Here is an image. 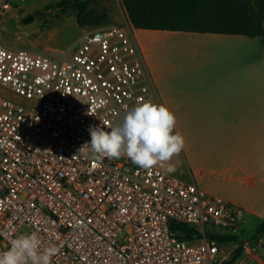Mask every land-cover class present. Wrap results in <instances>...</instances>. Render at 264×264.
<instances>
[{
	"label": "built area",
	"instance_id": "built-area-1",
	"mask_svg": "<svg viewBox=\"0 0 264 264\" xmlns=\"http://www.w3.org/2000/svg\"><path fill=\"white\" fill-rule=\"evenodd\" d=\"M26 1L0 0V12ZM134 29L128 17L86 30L65 58L0 41V252L35 232L59 249L52 264H221L241 242L232 264H264L241 237L246 209L181 178L182 151L174 171L80 151L91 126L108 130L141 101L166 106Z\"/></svg>",
	"mask_w": 264,
	"mask_h": 264
},
{
	"label": "crops",
	"instance_id": "crops-1",
	"mask_svg": "<svg viewBox=\"0 0 264 264\" xmlns=\"http://www.w3.org/2000/svg\"><path fill=\"white\" fill-rule=\"evenodd\" d=\"M134 33L144 52H147L154 81L155 75L159 80L163 79L158 73L157 65L149 59L148 50L150 51L160 38V35L153 33L170 32L135 28ZM179 42L187 43V38ZM201 43L204 49H234L251 44L248 41L225 40ZM204 53L207 57L216 58L219 55L218 60L226 57L230 60L232 55L230 51L225 54L206 50ZM195 82L194 79L190 81L191 84ZM197 83L201 89L207 88L210 83L207 73H204ZM160 94L162 96L161 92ZM201 94V103L184 106L174 93L166 92L165 96H162L166 107L176 117L174 132H179L185 140L177 174L187 181L195 180L199 187L211 195L244 207L250 216L260 214L262 220L264 73H244L237 78L234 72L228 71L218 78L217 87L212 91H201Z\"/></svg>",
	"mask_w": 264,
	"mask_h": 264
},
{
	"label": "rangeland",
	"instance_id": "rangeland-1",
	"mask_svg": "<svg viewBox=\"0 0 264 264\" xmlns=\"http://www.w3.org/2000/svg\"><path fill=\"white\" fill-rule=\"evenodd\" d=\"M60 0H27L24 6L12 7L0 12V41L6 46L26 48L32 51H51L59 58L69 56L77 46V40L86 31L105 25H124L128 16L121 0H94L90 6L104 10L108 17L100 26H80L76 20V11L72 8L62 11L56 3ZM32 14L33 20L24 22L23 19ZM159 34L157 43L148 50L151 61L157 65L156 84L165 96L166 92L174 93L182 106L201 103V91L213 90L217 87L218 78L225 72L232 71L238 78L244 73H264V37H248L236 34H214L201 32L168 31ZM204 35V36H198ZM187 38V43L179 42ZM189 40V42H188ZM209 40L248 41L251 44L234 49L210 47L203 48V43ZM213 53L231 52V59L207 57L205 51ZM147 54V52H145ZM226 56V55H225ZM147 58V55H146ZM148 61V60H147ZM247 65V67H244ZM207 73L209 85L201 89L198 79ZM194 79L195 83L190 81ZM1 89L8 95L23 100L20 96L6 87ZM164 98V97H163ZM260 214L245 215V227L241 233L242 239L258 247L260 257L264 260V234L254 237ZM235 244V248L236 243ZM228 249H231L229 246ZM232 252L229 254L230 258ZM227 258V259H228ZM227 259L219 258L221 264ZM257 264V263H256Z\"/></svg>",
	"mask_w": 264,
	"mask_h": 264
},
{
	"label": "trees",
	"instance_id": "trees-1",
	"mask_svg": "<svg viewBox=\"0 0 264 264\" xmlns=\"http://www.w3.org/2000/svg\"><path fill=\"white\" fill-rule=\"evenodd\" d=\"M94 0H60L62 11L72 8L80 26H100L107 13L90 4ZM128 17L137 29L236 34L264 37V0H121ZM182 238L193 239L196 229L186 224H174ZM264 234V218L256 225L254 237ZM234 236H219L221 243L236 240ZM243 253V242L234 249L224 264L234 263Z\"/></svg>",
	"mask_w": 264,
	"mask_h": 264
},
{
	"label": "clouds",
	"instance_id": "clouds-1",
	"mask_svg": "<svg viewBox=\"0 0 264 264\" xmlns=\"http://www.w3.org/2000/svg\"><path fill=\"white\" fill-rule=\"evenodd\" d=\"M175 126L176 117L166 106L141 101L126 111L118 125L108 130L91 126V140L80 151H90L97 160L126 156L146 170L168 164L167 170L174 171V166L168 162L185 146L183 136L174 132ZM41 243L35 232L18 236L11 240L8 250L0 252V264H52L59 249L54 245L42 248Z\"/></svg>",
	"mask_w": 264,
	"mask_h": 264
},
{
	"label": "water",
	"instance_id": "water-1",
	"mask_svg": "<svg viewBox=\"0 0 264 264\" xmlns=\"http://www.w3.org/2000/svg\"><path fill=\"white\" fill-rule=\"evenodd\" d=\"M33 15L32 14H30V15H28L27 17H25L24 19H23V21L24 22H30V21H32L33 20Z\"/></svg>",
	"mask_w": 264,
	"mask_h": 264
}]
</instances>
